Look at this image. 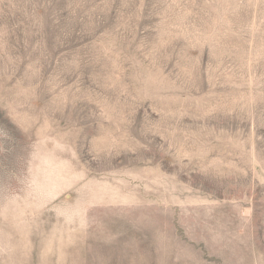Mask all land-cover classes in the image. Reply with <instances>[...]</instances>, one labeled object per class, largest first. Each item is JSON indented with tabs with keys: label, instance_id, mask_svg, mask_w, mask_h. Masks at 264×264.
I'll use <instances>...</instances> for the list:
<instances>
[{
	"label": "rangeland",
	"instance_id": "rangeland-1",
	"mask_svg": "<svg viewBox=\"0 0 264 264\" xmlns=\"http://www.w3.org/2000/svg\"><path fill=\"white\" fill-rule=\"evenodd\" d=\"M0 264H264V0H0Z\"/></svg>",
	"mask_w": 264,
	"mask_h": 264
}]
</instances>
